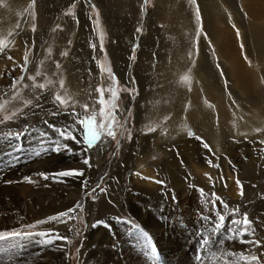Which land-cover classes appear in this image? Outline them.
<instances>
[{"label":"rangeland","instance_id":"374dc122","mask_svg":"<svg viewBox=\"0 0 264 264\" xmlns=\"http://www.w3.org/2000/svg\"><path fill=\"white\" fill-rule=\"evenodd\" d=\"M73 3L75 8L71 7ZM197 3L202 32L196 6L190 0H149L147 5L143 0H35L34 5L32 0H0V39L10 41L9 47L0 52V117L23 109L14 122L0 126V133H11L6 145L0 135V188L11 181L8 184L17 191L26 189L21 183L30 176L21 177L23 174L19 172L34 167L35 163H43L47 172L41 173L49 176L29 188L30 197L25 199L23 210L17 205V212L14 209L0 218V231L15 229L27 233L22 235L25 238L0 241V248L7 249L3 255L8 256L11 245L21 248V252L29 246L27 264L41 253H45L46 262L51 258L44 252L47 244L56 251H64V264L104 259L106 252L110 258L105 259L112 261L105 264H120L121 260L123 264H154L157 259L160 262L169 259L170 263L173 244L180 243L183 248L196 244L201 249L211 243L234 247L242 239H259L261 245L250 244L245 254L260 256L264 264V0H197ZM81 8L96 45L94 69L89 74L83 73V63L76 62L70 67L69 61L78 38L72 36L67 21L77 17ZM69 11L74 15H67ZM83 30L86 34L87 27ZM31 38L38 43L34 45ZM18 43L23 48L21 57L14 61L10 55L7 59V54L20 46ZM115 45L120 55L124 54L121 55V67H127L124 73L116 69L111 50ZM65 51L68 55H61ZM76 51L82 56L79 48ZM141 53L145 54L143 59ZM26 54L27 71L22 72ZM107 68H111L118 81L116 139L105 136L104 142L97 144L99 147L85 152V143L64 140L52 126L68 127L80 139L82 134L71 128L76 117L70 113L73 110L82 113L84 104L88 105L89 114L96 112L97 123L104 119L107 106L95 102L99 98L98 86L105 89V100L110 95L107 89L114 86L110 74L104 70ZM37 70L41 75L35 82L29 80ZM21 75L24 80L12 89L13 79ZM185 75L189 82H182ZM61 79L64 88L60 87ZM33 83H44L45 88H33ZM74 83L82 87L79 92L72 88ZM23 84L29 87L24 88ZM57 92L70 97L72 106L58 108L53 103ZM45 95L52 105L47 104ZM26 100H32L31 107L24 106ZM50 107L52 111L48 110ZM101 107L105 108L103 115ZM248 113L251 118L260 115L262 125L247 121ZM150 127L156 130L149 132ZM257 128L261 131L257 132ZM17 132L21 134L14 135ZM57 144H67L71 150L54 151ZM86 158H90L91 166L83 163ZM69 169L85 172L83 176L54 175ZM144 170L153 175H145L147 182H135L136 173ZM85 181L86 188L82 186ZM53 184L66 190H58L53 196L57 207L43 213L32 212L37 207L44 209L41 197ZM138 186L148 191L143 193ZM69 189L74 190L73 195L67 192ZM77 203L81 208L70 213L74 219L37 224L74 208ZM245 214L252 221L249 231L254 230V234L234 237L240 226L232 221L242 220ZM221 215L225 221L216 227ZM136 225L149 234L155 251L159 249L160 255L155 260V252L150 251ZM56 234L67 237L71 243L56 239ZM205 240H209L208 245ZM6 259L14 261V257L3 260ZM205 261L202 259L198 264Z\"/></svg>","mask_w":264,"mask_h":264},{"label":"bare ground","instance_id":"6f19581e","mask_svg":"<svg viewBox=\"0 0 264 264\" xmlns=\"http://www.w3.org/2000/svg\"><path fill=\"white\" fill-rule=\"evenodd\" d=\"M126 4V3H125ZM80 6V5H79ZM84 6V5H82ZM132 7V6H131ZM81 12L78 13V16L76 17H71L67 22H68V25L70 26L71 28V33H72V36L75 38V40H78L75 41V46L74 48L72 49V52L70 53L69 55V61L73 66L76 62H78L79 65H81V69L83 71V73L85 74V72L87 74L90 73V71L93 72V69H94V62H93V58H94V53L96 52V47L93 48L91 47L92 44H95L94 43V37L91 36L89 34V32L91 33L92 31V28L91 26L89 25V22H88V18L87 16L84 15V12H83V8L80 9ZM85 26L87 27V33L85 34L83 28H85ZM81 37H80V36ZM27 35H25L26 37ZM31 36V35H30ZM80 37V38H79ZM30 38V37H29ZM21 40V39H20ZM26 41V39H24ZM31 42L35 45L36 43H38L37 39H30ZM30 40H28L27 42H30ZM166 41V39H165ZM116 42V41H115ZM163 42V41H162ZM20 46L19 47H16L13 51H10L6 58L8 56H12L14 61L19 59L21 57V51H23V48H21V44L18 43ZM114 44V43H112ZM165 46V45H164ZM76 47L79 48L82 52V56L79 55V52L76 51ZM38 48V46H37ZM40 48V47H39ZM38 48V49H39ZM176 49V48H175ZM112 54L114 56V60H115V64H116V69L119 73H124V68L127 69V67H124L122 68V58H121V55L124 56L123 52L122 54L120 55L119 53V48L115 45L112 49ZM40 51V50H39ZM8 52V51H7ZM36 53V52H34ZM126 53V52H125ZM145 55V54H144ZM142 53L140 55V58H142V56H144ZM127 56V55H126ZM145 58V57H144ZM8 59V58H7ZM127 59V58H126ZM143 59V58H142ZM141 59V61H142ZM145 60V59H144ZM161 62V61H160ZM127 64V63H126ZM124 66V65H123ZM4 67V66H3ZM68 67V66H67ZM75 67V66H74ZM140 67V66H139ZM77 68V67H76ZM79 70V68H77ZM72 70V69H71ZM77 70V71H78ZM75 71V72H77ZM80 71V70H79ZM72 72V71H71ZM81 72V71H80ZM79 72V73H80ZM74 73V72H73ZM78 73V72H77ZM76 73V74H77ZM128 73V72H127ZM73 75V74H72ZM264 79V78H263ZM3 82V81H2ZM75 84V83H74ZM75 91H78V90H81V86L79 84H75L73 85L72 87ZM2 90V89H1ZM79 92V91H78ZM76 92V93H78ZM44 93V92H43ZM75 93V92H73ZM41 95V94H40ZM48 95V94H47ZM45 95V99L47 101V104L48 105H52L50 103V98H48V96ZM76 97V96H75ZM36 99V98H35ZM37 100V99H36ZM36 102V101H35ZM39 104V103H38ZM40 105V104H39ZM54 106V105H53ZM55 107V106H54ZM33 108V107H32ZM52 107H50L51 109ZM73 108V107H72ZM35 109V108H33ZM48 109L49 111H52L53 108L50 110ZM39 110V109H38ZM58 110V108H57ZM76 110V109H75ZM27 111V110H26ZM33 112V110H32ZM243 112V111H242ZM251 113H253V111H250ZM249 112V113H250ZM247 114V116L249 117V122H251L253 125H256V126H260L262 125V122L259 120L261 117L260 115H258L257 117L258 118H251L250 114ZM71 114V113H70ZM29 115V114H28ZM30 116V115H29ZM35 116V115H34ZM73 116V115H72ZM27 117V116H26ZM246 117V116H245ZM59 118V117H58ZM204 119V118H203ZM248 119V118H247ZM53 120V119H52ZM55 121V120H54ZM56 121H58L56 119ZM69 121V120H68ZM188 121V120H187ZM186 124V123H185ZM43 127V126H42ZM41 128V127H40ZM32 131V130H31ZM54 131V130H53ZM29 132V131H28ZM31 133V132H30ZM10 135H3L1 138H2V141L3 143L6 145V141L9 140V137ZM152 136V135H151ZM12 137V136H11ZM141 137V136H140ZM15 138V137H14ZM17 138V137H16ZM33 138V137H32ZM138 138V137H137ZM34 139V138H33ZM232 139V138H231ZM37 140V139H35ZM15 141V140H14ZM27 141V140H26ZM153 141V140H152ZM185 141V140H184ZM168 142V141H167ZM183 142V141H182ZM15 143V142H13ZM13 143H10V144H13ZM70 143V142H69ZM142 143V142H141ZM153 143V142H152ZM185 143V142H184ZM17 144V143H16ZM15 144V145H16ZM151 144V143H150ZM9 145V144H8ZM18 145V144H17ZM16 145V146H17ZM71 145V144H70ZM153 145V144H152ZM137 146V145H136ZM99 147V146H98ZM97 148H95V151H96ZM103 149V148H102ZM148 149V148H147ZM233 149V148H232ZM231 149V150H232ZM101 150V149H100ZM143 150V149H142ZM95 151H92L91 152V155L94 154ZM103 152V151H102ZM146 152V151H145ZM227 152V151H226ZM73 153V152H72ZM168 153V152H167ZM11 156L14 154V152H10ZM134 154V153H133ZM142 154V153H141ZM74 155V153H73ZM140 155V154H138ZM3 156V155H2ZM133 156V155H132ZM7 157V156H6ZM141 157V156H140ZM234 157V156H233ZM5 158V157H4ZM9 158V157H8ZM18 159V158H17ZM2 160V159H1ZM93 160V159H92ZM136 160V159H135ZM134 160V161H135ZM141 160V159H140ZM47 161V160H46ZM132 161V159H131ZM48 162V161H47ZM15 163V162H14ZM42 163V162H41ZM199 164V163H198ZM35 166H30L29 168H23L22 172H19V174H23L21 177H26V176H30L31 180L33 182H28L26 179L24 180L23 178V181L21 183V186L23 187H26V189L24 190H19L17 191V189L15 187H13L11 184H8V183H5L6 186L0 188V218L3 217L6 213H9L11 212L12 210H16V206L18 205L20 208H24L25 204L27 203L25 201V199L29 198V188H32L33 187V183L35 184V182H39V181H44L45 179L39 175V173L41 172H47V170L43 167L44 164H39V163H35L34 164ZM225 165V164H224ZM8 166V165H7ZM16 167V166H15ZM24 167V166H23ZM135 167V166H134ZM22 168V167H21ZM44 168V169H43ZM16 169V168H15ZM18 171V170H17ZM137 171V170H136ZM85 172V171H84ZM17 173V172H15ZM88 173V172H87ZM157 174V173H156ZM145 175H150L152 176L153 174L149 171H142V172H139V175H136L134 176L133 180L136 182L138 181V183H143L144 181L147 182V179L148 177H146ZM18 176V174L16 175ZM130 177V176H129ZM70 179V178H69ZM194 179V178H193ZM132 180V182H133ZM152 180V179H151ZM7 181V180H6ZM57 181V180H56ZM75 181V180H74ZM69 183H70V180H69ZM44 184V183H43ZM50 184V183H49ZM48 184V186H49ZM60 184V183H59ZM73 184V183H72ZM62 186V185H61ZM60 186V187H61ZM146 186V185H145ZM233 186V185H232ZM235 186V185H234ZM43 187V186H42ZM65 187V186H64ZM73 187V186H72ZM45 189V188H44ZM67 189V188H66ZM133 189L134 188V185H133ZM138 189L144 193V191H148L147 188L143 187V186H138ZM58 190L59 192L61 191H65V189H58L57 187V184H53L51 188H48V190L45 191L44 195L41 197V202L44 203L45 207L44 209L43 208H39L37 207L35 211H32V212H36V213H43L45 211H52L54 210L55 207H57L56 203L54 202V198L53 196L58 193ZM27 193L26 196H24V194ZM139 191V192H140ZM69 192L70 194H74V190H70L67 191ZM24 196V197H23ZM39 196V195H38ZM65 199V198H64ZM56 201V200H55ZM132 201V200H131ZM183 201V200H182ZM181 201V202H182ZM57 202V201H56ZM100 202V201H99ZM129 202V201H128ZM184 202V201H183ZM182 202V204H183ZM32 203V202H31ZM37 203V202H36ZM61 203V202H60ZM133 203V202H132ZM37 205V204H36ZM42 205V204H41ZM62 205V204H61ZM187 205V204H186ZM185 204H183L182 206H184V208H187ZM181 206V205H180ZM156 207V206H154ZM48 208H51V209H48ZM110 208V207H109ZM183 208V209H184ZM46 209V210H45ZM58 209V208H57ZM91 210V209H90ZM191 210V209H190ZM29 211V210H28ZM14 212H17L14 211ZM147 212V211H146ZM187 212V211H186ZM57 214V213H56ZM99 215V214H98ZM40 216V215H39ZM91 216V215H90ZM31 217V216H29ZM28 218V217H27ZM40 218V217H39ZM141 218V217H140ZM29 219V218H28ZM41 219V218H40ZM12 220V219H11ZM25 220V219H24ZM27 220V219H26ZM150 220V219H149ZM6 222V221H5ZM27 222V221H26ZM3 223V222H2ZM28 223V222H27ZM12 224V223H11ZM146 224V223H145ZM155 224V223H154ZM15 225V224H14ZM148 225L151 226L150 223H148ZM1 226V225H0ZM4 227V226H3ZM2 227V228H3ZM99 227V226H98ZM163 227V226H162ZM224 231V230H223ZM103 233V231H101ZM116 232V231H115ZM95 233V232H94ZM128 233V232H127ZM161 233V232H160ZM221 233V232H220ZM98 235V234H97ZM103 235V234H102ZM21 237H24V236H21ZM25 238V237H24ZM10 240V239H9ZM9 240H7L9 242ZM27 240V239H26ZM44 240V239H43ZM55 240V239H54ZM167 240V239H166ZM18 241V240H17ZM103 241V240H102ZM11 242V241H10ZM23 242V241H22ZM38 242V241H37ZM19 243V242H18ZM85 243V242H84ZM97 243V242H96ZM190 243V242H189ZM10 244V243H8ZM14 244V243H13ZM24 244V242H23ZM27 244V242H26ZM24 245V246H27V245ZM29 244V242H28ZM31 244V243H30ZM44 244V243H43ZM42 244V245H43ZM180 244V243H179ZM179 244H173V248H172V251H173V258L171 259L170 263L168 262L169 259L166 260V262H164V259H162V262H160V259L156 260L154 264H198L199 261H201L202 259L206 260L205 264H228V262H232L234 261V264H244L243 261H240L238 258H234L232 256H228L226 255L227 253H243L244 255H247L245 254L246 252V249L247 247L250 245V244H247V243H238L236 246L234 247H230L228 245H224V246H214L210 244V246L206 247V246H203L201 247V249L198 247V245H193V244H187L184 246H180ZM54 245V243H53ZM86 245V244H85ZM93 245H96L93 243ZM208 245V244H207ZM223 245V244H222ZM1 247V246H0ZM5 247V246H4ZM8 247V245H7ZM23 247V246H22ZM34 247V246H33ZM56 247V246H55ZM100 247V246H99ZM169 247V251H170V246H167ZM29 246L27 247L26 251L24 252H21L20 249H18L16 246L14 245H11V247H8V249L11 251H9L8 253V256L6 255H3V253L7 250L6 248L5 249H1L0 248V261L1 260H5L6 257H14V261L12 262H7V260L9 259H6V261H2L3 263H0V264H27L30 262V258L28 257V251L29 250ZM57 248V247H56ZM91 248H92V244H91ZM95 248V247H94ZM97 248V247H96ZM104 248V247H103ZM198 248V249H196ZM23 249V248H22ZM108 249V248H107ZM111 249V248H109ZM168 249V248H167ZM31 250V249H30ZM44 252H47L51 255V258L47 259V261L45 262L43 257H44V254L45 253H41V250H40V255L36 256L35 258L31 259L32 260V263L31 264H64L63 262V254L62 252L64 251H61V250H58L56 251L55 249L47 246L46 244V247L44 248ZM159 249H157L155 252V258L154 260L156 259V257H158L160 255V252L158 251ZM43 251V250H42ZM92 251V250H91ZM7 252V251H6ZM30 252V251H29ZM33 252H37L39 253L37 250H34ZM95 252V251H94ZM104 252V251H102ZM199 255H198V253ZM92 253V252H91ZM109 253V252H108ZM107 252L104 253L103 257L104 259H98V260H90V259H86L84 261V264H105V261H112V260H106L105 258L106 257H109V254ZM123 253V252H122ZM128 253V252H127ZM249 253V252H248ZM89 254V252H88ZM114 254V253H113ZM170 254V253H169ZM180 256V257H179ZM33 257V256H32ZM102 257V256H101ZM110 258V257H109ZM113 259V258H112ZM11 260V259H10ZM81 260V259H80ZM49 261V262H48ZM118 261V260H117ZM118 263L120 264H123V260L121 261H118ZM109 264V263H108Z\"/></svg>","mask_w":264,"mask_h":264},{"label":"snow or ice","instance_id":"6c2138e0","mask_svg":"<svg viewBox=\"0 0 264 264\" xmlns=\"http://www.w3.org/2000/svg\"><path fill=\"white\" fill-rule=\"evenodd\" d=\"M144 4L147 5L149 3V0H143ZM32 3L34 5L35 0H32ZM190 3L196 6V19L198 21L201 22V28L200 31H203V26H202V18L200 15V7L199 4L197 3V0H190ZM72 8H75V3H73L71 5ZM92 8H95V5H91ZM67 15H74V13H72L71 11H69L68 13H66ZM96 15L99 16V12H96ZM99 24V22L97 21V25ZM17 27H19V25H17ZM59 27V25L57 26ZM236 26L233 25V28H235ZM34 30V28H33ZM55 31V29H54ZM137 31H141V29H137ZM237 31V35H239V29H236ZM9 35H11V33H9ZM69 43H71V41H69ZM100 43H101V47H103V33L100 34ZM10 45V41L6 40V39H0V52L4 51L6 48H8ZM91 47L95 48L96 45L92 44ZM244 45L241 44V48L243 49ZM51 50H49L50 52ZM61 55L67 56L68 53L65 51L63 53H61ZM133 59L135 58L134 56L132 57ZM245 59H247V56H245ZM250 63V61H249ZM27 64H28V56L27 54L24 57V65H21V71L22 72H26L27 71ZM56 67L59 68L60 64L57 62ZM103 68V66H101ZM105 71H107L110 74V78L113 80V87H110L109 89H107V91L110 93L109 97L107 100H105L104 97V92L105 89H103L102 87L98 86L97 87V92L99 93V98L96 100L95 103H98L102 106H107V114L106 116H104V119H102L99 123H97V116H96V112L93 111L91 114H89L88 112V105L84 104L82 105V109L83 112L82 113H77L74 110L72 111V115L74 117H76L73 125L71 126L72 129H76L78 130L82 135L80 139H77L76 135L73 134L72 130H70L68 127L62 128V129H57L55 128V126L53 125V130L56 131L60 137H62L64 140H72L75 141L76 143H85L87 145V148L85 149V152L87 151L88 148H92L95 147L97 144L104 142L103 138L105 136L111 137L113 140L116 139V131H115V125L117 123V109H118V104L117 101L119 100V91L118 88L115 86L116 84H118V81L115 77L114 74H112V70L111 68H107L104 69ZM41 75L40 71L37 70L35 72V75H31L28 77L29 80L35 82L36 78L39 77ZM24 80V76L21 75L18 79L14 78L13 82L11 84V88L15 89L17 84L21 83ZM182 82H189V77L187 75L181 77ZM47 83H51V81H48ZM60 87L64 88V80L61 79L59 81ZM24 88H28L29 85L28 84H23ZM33 88L39 87L40 89H44L45 88V84L41 83V84H36L33 83L32 84ZM5 95H7V93H5ZM14 99V97H13ZM39 99V97H37V100ZM70 97L66 98V96H62L59 92H57L54 95V99H53V103L57 105L58 108L63 107V108H67L70 107L72 105H70ZM33 104L32 100H26L24 101V106L26 108L31 107ZM105 112V108L101 107L100 109V113L103 115ZM23 113V109H16L11 111L10 114H5L2 117H0V126L6 125L9 122H14L15 119H18L20 117V115ZM54 115L56 113H53ZM45 123H47V121H45ZM79 125V128L77 129L76 126ZM155 128L150 127L148 129L149 132L155 131ZM257 132H260L261 129L257 128L256 129ZM11 133H0V135H10ZM21 133L17 132L14 135L19 136ZM189 135H194V133L189 132ZM199 139V137H197ZM262 143H264V141H262ZM117 147H119V141H117ZM204 147L208 148L209 145L207 143L204 144ZM62 149H67V150H71L69 148V146L67 144L64 145H60L57 144V146L53 149L54 151H61ZM84 164L86 165H90V158H86L83 161ZM40 176H42L44 179H48L49 176L45 175L44 173H39ZM55 176H59V177H70V176H83L84 172L81 169H69V170H64V171H60L58 173L54 174ZM137 175H139V173H137ZM26 180H28V182H33L31 180V178H25ZM8 183H12L11 181H8ZM157 183H163L162 181H157ZM239 183V182H238ZM83 187H87V181L83 182ZM241 192L240 194L243 195V191L242 188L243 186L241 185ZM97 188H99V185H97ZM96 189H93V191H95ZM101 191H104V189H101ZM77 208H81V205L79 203H77V205L74 208H70L64 212H60L54 216H49L47 217L45 220H40L37 221V224H45V223H49V222H53V221H58L61 223H66L67 220H64L62 218H67V219H74V217L70 216V213H73L76 211ZM219 223L216 225V227H219L221 224L224 223L225 221V217L223 215L219 216L218 218ZM233 224L239 225L240 227L237 229L236 232L233 233L234 237H244L247 235H253L254 234V230L253 231H249V229L251 228V224L252 221L249 220L247 214H245L242 218V220L236 221L233 220L232 221ZM27 227H33V225H28ZM136 230L137 232L143 236L146 240V242L149 243L150 245V251L154 252L155 248L154 246L151 245V237L149 236V234L144 231V229L142 227H140L139 225H136ZM22 235H27V233H23L21 231H17L15 229L11 230V231H0V241H7L9 239H14V238H19ZM56 239H60V240H66L68 243H71L70 240H68L67 237L64 236H60L59 234L55 235ZM242 243H249L252 244L256 247H259L261 245V241L259 239L256 240H241ZM209 243V240H205L204 244L207 245ZM226 255L228 256H232L234 258H238L240 261H243L244 264H261V259L260 256L258 255H254V254H249V255H244L243 253H227ZM228 264H234V261L232 262H228Z\"/></svg>","mask_w":264,"mask_h":264}]
</instances>
